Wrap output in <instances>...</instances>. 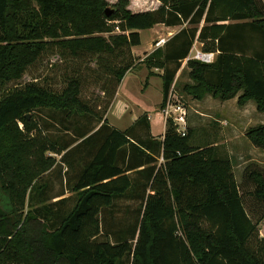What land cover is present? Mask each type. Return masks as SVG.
I'll use <instances>...</instances> for the list:
<instances>
[{
  "label": "trees",
  "instance_id": "16d2710c",
  "mask_svg": "<svg viewBox=\"0 0 264 264\" xmlns=\"http://www.w3.org/2000/svg\"><path fill=\"white\" fill-rule=\"evenodd\" d=\"M158 1L133 13L129 0H0V264H264V173L246 167L254 188L241 192L231 160L192 145L193 131L182 137L168 120L155 138L148 115L120 131L83 99L90 77L111 103L138 66L139 31L162 24L183 29L142 61L148 78L163 71L161 108L198 37L219 54L187 63L183 93L237 97L264 113V0ZM50 55L75 64L69 72L50 63L61 88L47 79L16 86ZM246 137L264 150V126ZM56 169L65 188L54 195L47 177ZM244 195L262 208L255 221Z\"/></svg>",
  "mask_w": 264,
  "mask_h": 264
},
{
  "label": "rangeland",
  "instance_id": "374dc122",
  "mask_svg": "<svg viewBox=\"0 0 264 264\" xmlns=\"http://www.w3.org/2000/svg\"><path fill=\"white\" fill-rule=\"evenodd\" d=\"M145 5L146 4H142L143 7H145ZM141 33L142 44L140 47H135L136 54L134 56L138 66L132 70V72L126 74L119 86L120 89L125 92L122 101L119 100L117 104H114L115 96L111 100V103L108 102V98L102 94L100 86L94 82L93 78L86 77V82L83 87V99L90 101L95 107L101 105L102 110L100 112L105 110V119L110 125L112 124L120 130L128 128L131 125L130 120L136 114H138L136 115L137 117L139 115L142 117V115H148V113H150L154 118V112H161L160 101L162 100V80L159 76H155L151 79L149 86L145 85L147 68L142 64V61L156 49L163 48L165 44L160 47L157 46V44L161 40L168 42L176 32L165 30V28L162 27L161 30H145L141 31ZM59 59L60 58L57 55L44 57L35 65V67L29 70L16 86H22L35 79L41 81L47 79L54 88H61L63 86V73L59 71L61 69H58V71H55L54 68L52 69L50 63L56 62V65L60 64L62 67L61 71H63L65 67H68L69 72L73 71L75 64L61 63ZM77 67L78 65L76 68ZM90 67H95V63L92 62ZM155 72L158 75L163 73L161 70H155ZM87 74H90V72L88 71ZM190 82L191 81L188 78V68L185 67L176 78L173 101L180 103L188 111L187 130L193 131L192 145L198 147L212 146L223 158H231L230 160L241 192H251L254 186L252 184L250 185L247 180L243 178V171L246 167L250 166L264 173V151L253 152L249 149L244 138L247 125H243V122L238 121L237 126L234 128L232 127V120L235 119L234 113H236L235 105L231 104V102H223L215 98L213 99L211 96H207L200 102L187 97L183 93L182 88L183 85ZM107 103H109L108 109H105L104 107ZM126 108L128 110H126ZM261 117H264V115ZM153 124V132L156 133L158 136L157 138H159L163 131L162 122L159 125L158 120L154 119ZM19 127L21 130L24 129L23 124L21 123L19 124ZM48 155L54 157L58 162L62 158V156L53 154ZM163 163V160L159 159L157 166H160ZM63 171H65V168ZM63 171L56 169L48 174L47 178L50 179L53 189L52 193L54 195L63 191L65 188L61 180V176L64 174ZM64 194V198L72 197V194L68 190H65ZM54 201L59 200L56 199ZM72 202L73 201H70L67 205L72 206ZM255 202L256 201L252 197L244 195V207L253 221L257 220L262 215L261 206ZM136 207L137 205L134 208ZM120 217H122V215ZM258 229L259 236L264 239V219L259 223Z\"/></svg>",
  "mask_w": 264,
  "mask_h": 264
},
{
  "label": "crops",
  "instance_id": "0c3cea01",
  "mask_svg": "<svg viewBox=\"0 0 264 264\" xmlns=\"http://www.w3.org/2000/svg\"><path fill=\"white\" fill-rule=\"evenodd\" d=\"M107 1L110 4H115V3H117L118 0H107ZM129 3L130 4H129L128 9L131 12H133V13L156 11L161 6V3L158 0H129ZM142 4H146L145 7H143ZM162 27L165 28V30H172L173 32H176V33H174L175 35L177 33H179L183 29V27H166V26L160 24V25H156L154 28H152L150 30H156V29L157 30L158 29L161 30ZM139 34H140V36H142L141 31H139ZM196 42H197V46L196 47L203 49V43H201L199 41L198 37L196 38L194 45L196 44ZM141 44H142V37H141ZM194 45H193V47H194ZM140 46H138V47H140ZM193 47H192V49H193ZM192 49H191V51H192ZM191 51H190V53H191ZM132 52H133V55L135 56V54H136L135 47L133 48V51ZM208 53H214L215 54V60H216V58H217V56L219 54L218 52H208ZM215 60H214V62H215ZM187 63L188 62H186V60L183 62L182 67L179 70L177 76H179V74L181 73V71H183V69L187 66ZM130 72H132V70ZM154 73H155L154 76L148 78L149 71L147 70V72H146V83H145V85H148L149 86L151 79H153V77H155V76H159L161 78V75L162 74L161 75H158L155 71H154ZM177 76H176V78H177ZM161 80H162V78H161ZM162 89H163V82H162ZM173 89H174V87H173ZM124 96H125V92L122 89H120V87H119L118 90H117V93H116V97H115L114 104H117V102H119V100L122 101V99L124 98ZM161 99L163 100V90H162V98ZM162 100L160 101L161 104H162ZM217 100H219V99H217ZM198 102H200V101H198ZM225 102H231V104L235 105V107H236V111H235L236 113H234L235 114V116H234L235 119L232 120V127L234 128L235 126H237V122L238 121L243 122V125H247V129L245 130L244 138H245L246 143L249 146V149L252 150L253 152L264 151V150H261V149H258L256 147H254L250 143V141L247 139V137H246L247 130H249L251 128H256L258 126H264V117H261V116L264 115V113L259 112L257 110L256 104L253 101H247L243 106H238V104H237V97L234 98V99H231L229 101H225ZM161 104H160L161 112H154V114H155V117L154 118H153L152 115H150V113H148V118H149V121H150V124H151V133H152V135L155 138H157L158 136H157L156 133L153 132V128H154L153 120L154 119H157L159 125L162 122L163 131L161 132L162 134L160 135L159 139H162L164 137L165 132H166V125H167L166 124L167 122H166V120H165V118L163 117V114H162V110L164 109V107L161 108ZM126 110H128V109L126 108ZM144 112H146V111H144ZM136 115H138V114H136ZM136 115L130 120V124H131L130 126H132L133 123L135 121H137L141 117V115H139L138 117ZM189 117H190V115H189ZM161 119H162V121H161ZM111 126L114 127L112 124H111ZM114 128H116V127H114ZM116 129H118V128H116ZM118 130H120V129H118ZM125 130H120V131H125ZM57 200H59V199H57ZM53 202H57V201H53ZM119 206L120 207L129 206L131 208H134L136 205L132 201L131 202L123 201V202H120L119 203ZM121 215L122 214H115L114 218L115 219L120 218Z\"/></svg>",
  "mask_w": 264,
  "mask_h": 264
},
{
  "label": "built area",
  "instance_id": "2783aa9c",
  "mask_svg": "<svg viewBox=\"0 0 264 264\" xmlns=\"http://www.w3.org/2000/svg\"><path fill=\"white\" fill-rule=\"evenodd\" d=\"M166 43L165 40H161L157 46H163ZM197 42L194 45L190 55L186 59V62L189 61H199L204 64H212L215 60L214 53L205 52L201 48H197ZM173 90L170 93L168 101L162 110L163 117L166 122L171 120L176 128V132L185 137L187 134V124H188V111L187 109L181 105L180 103H176L173 101L174 94Z\"/></svg>",
  "mask_w": 264,
  "mask_h": 264
},
{
  "label": "water",
  "instance_id": "95a60500",
  "mask_svg": "<svg viewBox=\"0 0 264 264\" xmlns=\"http://www.w3.org/2000/svg\"><path fill=\"white\" fill-rule=\"evenodd\" d=\"M112 13H114V10L113 9H107L106 10V15L107 16H110V14H112ZM28 118H29V116H28Z\"/></svg>",
  "mask_w": 264,
  "mask_h": 264
}]
</instances>
